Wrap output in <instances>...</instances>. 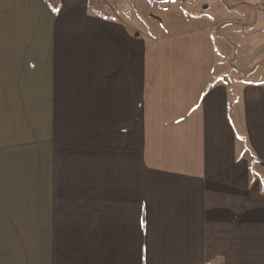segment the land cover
Listing matches in <instances>:
<instances>
[{
	"label": "crops",
	"instance_id": "1",
	"mask_svg": "<svg viewBox=\"0 0 264 264\" xmlns=\"http://www.w3.org/2000/svg\"><path fill=\"white\" fill-rule=\"evenodd\" d=\"M103 1L0 0V264H264V0Z\"/></svg>",
	"mask_w": 264,
	"mask_h": 264
},
{
	"label": "rangeland",
	"instance_id": "2",
	"mask_svg": "<svg viewBox=\"0 0 264 264\" xmlns=\"http://www.w3.org/2000/svg\"><path fill=\"white\" fill-rule=\"evenodd\" d=\"M195 1L199 4L197 7L185 4L181 8L193 14L203 13L209 18L214 16L217 19H220L228 17L229 15V11L223 9L224 3L222 0ZM108 2L109 4L106 6L107 8L105 7V9L101 10L102 13H106L115 18H121L127 22L130 21V23L137 24L140 28L146 31H152L154 29V23H161V19H163V14L166 9L178 8L181 6L180 0H108ZM232 2L233 1L225 0L227 5ZM206 5L211 9L205 10ZM149 15L151 17H149ZM224 45L227 46V43ZM243 49L244 48L242 47H238L239 51ZM238 54L240 55V53ZM231 76H233V72L228 76L229 78L227 77V79L230 80Z\"/></svg>",
	"mask_w": 264,
	"mask_h": 264
}]
</instances>
